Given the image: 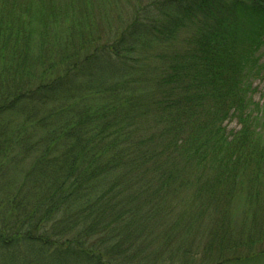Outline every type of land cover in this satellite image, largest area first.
<instances>
[{
  "label": "trees",
  "instance_id": "1",
  "mask_svg": "<svg viewBox=\"0 0 264 264\" xmlns=\"http://www.w3.org/2000/svg\"><path fill=\"white\" fill-rule=\"evenodd\" d=\"M263 45L264 0H0V264L263 257Z\"/></svg>",
  "mask_w": 264,
  "mask_h": 264
},
{
  "label": "rangeland",
  "instance_id": "2",
  "mask_svg": "<svg viewBox=\"0 0 264 264\" xmlns=\"http://www.w3.org/2000/svg\"><path fill=\"white\" fill-rule=\"evenodd\" d=\"M258 58H259V63H261V71L258 72L257 74H255L252 77L253 80V84H252V97L253 100L258 102L260 105L262 103H264V45L260 48V50L258 51ZM226 125H227V130L232 133L233 131L237 130L240 128V124L238 123V120L236 118H231L229 120L226 121ZM263 129H264V121H263ZM264 133V131H263ZM242 198H239L236 201V209H235V213L241 212L242 215V210L243 207L246 205V203H244V205L242 204ZM241 204V205H240ZM239 208V210H238ZM260 209V215L258 216V225H257V229L255 231H253V234H256L254 236V238H251V245H253V241L255 243V245H262L264 246V202L261 203V206H259ZM240 226H241V232L242 233H246L247 227L251 226V220L245 222V223H241V220L239 222ZM238 225V224H237ZM260 225V226H259ZM252 227V226H251ZM256 245V246H257ZM248 264H264V256L261 257L258 260H254Z\"/></svg>",
  "mask_w": 264,
  "mask_h": 264
}]
</instances>
